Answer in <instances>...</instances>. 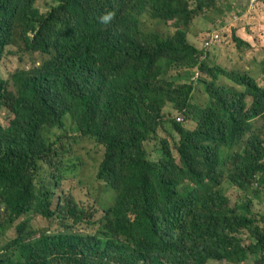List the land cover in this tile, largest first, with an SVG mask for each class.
Segmentation results:
<instances>
[{
	"label": "trees",
	"instance_id": "1",
	"mask_svg": "<svg viewBox=\"0 0 264 264\" xmlns=\"http://www.w3.org/2000/svg\"><path fill=\"white\" fill-rule=\"evenodd\" d=\"M36 1L0 0V63L9 46L44 57L0 79V109L12 115L0 123V227L15 226L0 264H264V214L254 212L264 203V136L253 132L264 115V64L260 85L206 61L215 43L205 44L218 34L202 50L190 42L215 0H42L45 14ZM143 16L176 31H145ZM68 119L104 148L96 178L114 199L101 210L71 194L54 206L77 167L64 159L71 137L59 134ZM165 126L178 139L150 151ZM45 177L51 183L40 184ZM224 178L243 192L239 203L225 195ZM34 214L58 218L59 228L35 229Z\"/></svg>",
	"mask_w": 264,
	"mask_h": 264
},
{
	"label": "rangeland",
	"instance_id": "2",
	"mask_svg": "<svg viewBox=\"0 0 264 264\" xmlns=\"http://www.w3.org/2000/svg\"><path fill=\"white\" fill-rule=\"evenodd\" d=\"M190 1L193 2V0ZM262 1L264 2V0H256V4H253V0H215V5L194 21L188 35L190 42L197 49L202 50L204 41L213 33L218 34L220 41L213 44L209 50L204 51L207 53L206 61L212 66L216 65L231 73L254 77L260 85H263L262 69L264 64V3ZM35 8L42 14L47 13L49 10L48 5L42 0L35 2ZM17 15V11L11 12L13 22L17 18ZM142 28L145 31L157 33L163 38L173 35L176 31L175 26L159 24L146 16L142 18ZM236 38L244 44L240 46L236 45L234 41ZM43 59L44 57L38 54H26L16 46H9L6 48L5 55L0 63V79L7 81L10 74L16 69L28 71L35 65H39ZM220 80L219 83L221 85L228 88H237L229 79L221 78ZM195 98L198 102L205 99L200 88L196 89ZM246 101L248 105L251 103L250 98H247ZM164 111L170 114V118H175L178 113L169 104ZM11 118L12 115L8 109H0V123L3 126H7ZM181 123L189 129L195 127V123L189 120L184 119ZM167 128L169 127L165 126L161 128L158 138L148 142L150 151L155 149V145L161 139H167L172 146L174 145V139H178V137L170 129V132L167 131ZM253 128L254 133L264 136V115L253 122ZM59 134L64 138L65 134L71 137L67 140L65 138L69 146L65 149L64 159L69 164L76 163L77 167L71 168L66 172L65 179L62 180L60 186L55 190L54 206L60 194H71L79 203L85 205L94 204L100 210L111 205L114 199L112 189L103 181L96 178L98 166L103 158V146L95 141L81 138L70 119L67 120L66 131ZM73 137L76 138L73 139ZM243 146L244 141L234 151H240ZM154 157H156V154L151 153V158ZM45 168H49L50 171L54 170V168L48 165H45ZM227 171L224 170V173L227 174ZM51 181V178L45 177V180H41L40 184L48 185ZM222 188L225 195L229 196L232 205L239 203L237 200L243 196V192L232 185L227 178H224ZM240 202H243V200ZM254 212L264 214V203L258 204L254 208ZM2 214L3 209L0 207V221ZM22 219L17 220L15 225ZM31 221L33 227L37 230L51 229L52 232H55L59 228L58 218L45 219L40 215L34 214L31 216ZM76 228L84 232L96 231V228L85 224L77 225ZM14 237V224L0 227V245ZM212 264L228 263L214 262ZM243 264H252V261L248 260Z\"/></svg>",
	"mask_w": 264,
	"mask_h": 264
},
{
	"label": "built area",
	"instance_id": "3",
	"mask_svg": "<svg viewBox=\"0 0 264 264\" xmlns=\"http://www.w3.org/2000/svg\"><path fill=\"white\" fill-rule=\"evenodd\" d=\"M253 4H256V0H253ZM219 41V36L214 35L211 37V40L205 44L206 47H210L213 43H217Z\"/></svg>",
	"mask_w": 264,
	"mask_h": 264
}]
</instances>
